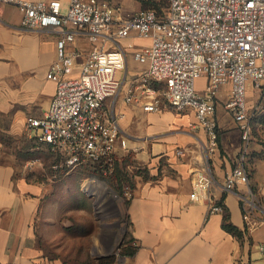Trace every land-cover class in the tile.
I'll list each match as a JSON object with an SVG mask.
<instances>
[{
    "label": "crops",
    "instance_id": "1",
    "mask_svg": "<svg viewBox=\"0 0 264 264\" xmlns=\"http://www.w3.org/2000/svg\"><path fill=\"white\" fill-rule=\"evenodd\" d=\"M106 1L119 20L151 9L158 0ZM22 18V10L15 5L5 6L0 13V264H60L44 246L51 236L46 232L51 233L58 221L51 211L53 182H63L67 175L60 173L62 177L53 181L58 178L51 171L54 155L26 130V120L42 117L55 96L57 84L47 75L58 60L59 35L53 30H23ZM131 43L142 47L151 42L122 41L124 46ZM91 47L81 34H76L70 45L85 54ZM144 70L145 65L129 53L126 70L119 74L120 79H126L123 92L112 107L128 145L127 151H120L119 166L125 169L124 161L132 156L144 170L133 178L125 210L130 236L127 246L133 247L134 253L124 256L119 264H264L260 249L264 222L256 230H248L238 195L219 190L243 147L239 126L225 108L230 86H223L216 99L218 146L206 154L207 135L195 125L193 112L166 109L148 113L141 104L124 102V92ZM206 85V78H201L197 89L203 92ZM251 90L249 105L256 113L246 167L262 207L256 216L263 220L264 98ZM3 133L16 138L25 135L34 145L31 150L38 156L31 172L34 180L21 174L15 160L5 157ZM180 149L184 151L181 156L177 154ZM208 165L218 185L212 187L213 194L224 212L210 214L207 200L192 199L197 175ZM226 217L235 232L225 229Z\"/></svg>",
    "mask_w": 264,
    "mask_h": 264
},
{
    "label": "built area",
    "instance_id": "2",
    "mask_svg": "<svg viewBox=\"0 0 264 264\" xmlns=\"http://www.w3.org/2000/svg\"><path fill=\"white\" fill-rule=\"evenodd\" d=\"M158 1L166 3L161 11L142 10L117 20L106 0H69L66 7L62 0H0V13L7 5L22 10L23 30H53L59 35L58 60L47 75L57 84L55 96L42 117L26 120V130L55 156V172L68 175L90 166L112 173L120 151L128 150L112 107L123 92L126 79L119 74L131 53L145 70L124 92V102L141 104L148 113L193 112L195 125L207 135L204 151L209 154L219 140L216 99L229 85L225 108L239 126L243 147L219 190L238 195L246 226L254 231L264 219L256 216L262 207L246 167L256 113L248 95L250 87L264 98V0ZM76 34L91 44L87 54L70 48ZM132 39L151 43L122 44ZM201 78L207 80L203 92L197 89ZM216 185L208 165L197 175L192 194L193 200L208 201L210 214L224 212L212 191ZM260 249L264 254V245Z\"/></svg>",
    "mask_w": 264,
    "mask_h": 264
},
{
    "label": "rangeland",
    "instance_id": "3",
    "mask_svg": "<svg viewBox=\"0 0 264 264\" xmlns=\"http://www.w3.org/2000/svg\"><path fill=\"white\" fill-rule=\"evenodd\" d=\"M62 2L66 7L68 0ZM2 140L5 157L15 160L21 174H29L34 180L31 172L36 169L34 161L38 157L37 152L31 150L34 145L25 135L16 138L3 133ZM26 160L32 162L24 166ZM124 163L125 169L113 173H99L89 166L69 173L63 182H53L51 211L57 214L58 221L52 225L51 233L46 232L51 236L44 246L51 258L59 260L60 264H119L126 252L123 246L130 242L125 211L129 189L133 187L135 175L144 171L132 156ZM128 166H131L130 170H126ZM120 174L126 179L119 187L117 179ZM94 180L98 181L97 185H89L87 189L88 183ZM99 185L105 186L109 194L104 201L106 214L103 216L98 214L101 198L94 190ZM110 199L112 202L108 201Z\"/></svg>",
    "mask_w": 264,
    "mask_h": 264
},
{
    "label": "trees",
    "instance_id": "4",
    "mask_svg": "<svg viewBox=\"0 0 264 264\" xmlns=\"http://www.w3.org/2000/svg\"><path fill=\"white\" fill-rule=\"evenodd\" d=\"M163 4H165L164 2H155L154 4H153V6H152V8L151 9H155V10H157V11H161L163 8H165L166 7V4H165V6H163ZM119 169H121V167L119 166V162H117L116 163V166H115V168H114V170H113V172H115L116 170H119ZM51 171L53 172V175H58L57 177L60 179V177H62L61 176V174L59 173V172H55L52 168H51ZM98 172V171H97ZM112 172V173H113ZM100 173V172H99ZM121 173V172H120ZM124 173V172H123ZM100 175V174H99ZM124 176H123V174H120L119 175V177H118V186L120 187L122 184H123V182H124V180L126 179L125 177L123 178ZM57 178V179H58ZM62 178H64V176L62 177ZM65 180V179H64ZM224 227H225V229L226 230H228V231H230V232H235L236 231V229L230 224V223H228V218L226 217L225 218V224H224ZM130 243V242H129ZM129 243H126L127 245L129 244ZM127 245H124L123 246V248H125V250H126V252H125V254H124V256H126V255H132L133 253H134V249H133V247H131V246H127ZM108 264H111V263H108Z\"/></svg>",
    "mask_w": 264,
    "mask_h": 264
},
{
    "label": "bare ground",
    "instance_id": "5",
    "mask_svg": "<svg viewBox=\"0 0 264 264\" xmlns=\"http://www.w3.org/2000/svg\"><path fill=\"white\" fill-rule=\"evenodd\" d=\"M94 190H95V192L96 193H98V195L100 196V198H101V202H100V204H99V207H98V209H97V211H98V214L99 215H101V216H103V215H105L106 213V211H105V204H104V201H105V199L107 198V195H109L108 194V191H106V189H105V186H102V185H99V186H97V187H94ZM114 197V196H113ZM114 199V198H113ZM113 199H110V200H108L109 202H112V200ZM112 204V203H111ZM107 206V205H106ZM96 253H100V251H98V252H96Z\"/></svg>",
    "mask_w": 264,
    "mask_h": 264
}]
</instances>
